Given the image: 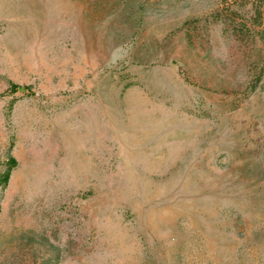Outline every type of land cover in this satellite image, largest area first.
<instances>
[{
	"label": "rangeland",
	"instance_id": "rangeland-1",
	"mask_svg": "<svg viewBox=\"0 0 264 264\" xmlns=\"http://www.w3.org/2000/svg\"><path fill=\"white\" fill-rule=\"evenodd\" d=\"M231 10L0 0V264H264V26Z\"/></svg>",
	"mask_w": 264,
	"mask_h": 264
},
{
	"label": "trees",
	"instance_id": "trees-1",
	"mask_svg": "<svg viewBox=\"0 0 264 264\" xmlns=\"http://www.w3.org/2000/svg\"><path fill=\"white\" fill-rule=\"evenodd\" d=\"M251 4L253 6V19L254 24L258 26H264V0H223L224 6L228 7L229 11L236 13L234 10H231L233 5L237 4ZM11 167L8 168L7 173L11 171Z\"/></svg>",
	"mask_w": 264,
	"mask_h": 264
}]
</instances>
